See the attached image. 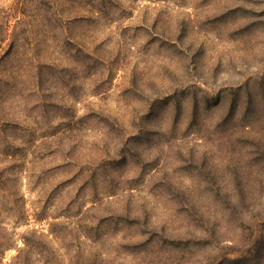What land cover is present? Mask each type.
Here are the masks:
<instances>
[{"label":"rangeland","instance_id":"obj_1","mask_svg":"<svg viewBox=\"0 0 264 264\" xmlns=\"http://www.w3.org/2000/svg\"><path fill=\"white\" fill-rule=\"evenodd\" d=\"M0 170L48 264H264V0H0Z\"/></svg>","mask_w":264,"mask_h":264},{"label":"trees","instance_id":"obj_2","mask_svg":"<svg viewBox=\"0 0 264 264\" xmlns=\"http://www.w3.org/2000/svg\"><path fill=\"white\" fill-rule=\"evenodd\" d=\"M7 173L0 170V181L5 179ZM4 205L12 204L10 199H5ZM26 217L25 206L17 203V206H0V264H48L52 259H45L46 253L54 254L53 249L47 247L43 237L38 234L32 236H23V246H19L18 241L14 238L15 234L11 231L9 224H18ZM16 250V254L8 263H4L6 255L10 250ZM44 256V257H43ZM57 262V260H54Z\"/></svg>","mask_w":264,"mask_h":264}]
</instances>
